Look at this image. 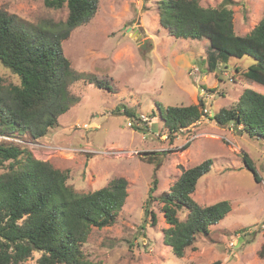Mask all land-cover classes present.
<instances>
[{
	"label": "rangeland",
	"instance_id": "obj_1",
	"mask_svg": "<svg viewBox=\"0 0 264 264\" xmlns=\"http://www.w3.org/2000/svg\"><path fill=\"white\" fill-rule=\"evenodd\" d=\"M222 1L200 3L218 6ZM228 6L234 11L239 34L250 32L264 16V0H234ZM0 8L35 25L68 16L66 5L49 8L43 0H0ZM62 47L72 67L85 76L71 86L79 101L46 135L33 139L16 130L0 134V143L28 148L35 157L69 170L68 183L79 192L93 191L114 177L128 180V196L117 220L92 228L82 246L86 255L106 264H264L259 254L264 244L260 229L264 224V137L241 133L242 125H219L210 116L235 106L246 88L264 93V85L245 76L256 60L229 56L209 69L212 49L206 42L171 35L160 24L158 0H97L93 18L74 28ZM0 76L5 83H20L1 60ZM96 79L112 89L98 86ZM201 98L207 109L203 117L175 138L168 137L157 104L189 105ZM123 107L137 116L128 115ZM154 150H170L161 154L158 169L143 159L145 152ZM246 155L258 179L246 167ZM207 158L213 159L212 168L199 179L192 197L200 204L227 199L232 209L210 226L208 235L198 234L183 257H177L164 243L163 232L169 224L159 196L170 191L183 169ZM5 170L0 168V173ZM155 175L156 199L150 200V207L156 221L152 214L145 221ZM179 216L186 218L187 211ZM40 256V251H34L21 264H38Z\"/></svg>",
	"mask_w": 264,
	"mask_h": 264
},
{
	"label": "trees",
	"instance_id": "obj_2",
	"mask_svg": "<svg viewBox=\"0 0 264 264\" xmlns=\"http://www.w3.org/2000/svg\"><path fill=\"white\" fill-rule=\"evenodd\" d=\"M233 1L203 6L200 0H158L160 24L176 38L206 42L212 49L207 60L211 70L229 56L253 57L256 62L248 67L245 76L264 85V16L250 32L239 34L234 11L228 6ZM43 2L55 9L66 5L67 18L46 19L35 25L0 8V60L20 78V83H5L0 76L1 135L19 130L33 139L40 138L56 127L59 117L80 99L71 86L85 76L72 67L62 42L74 28L93 18L97 0ZM96 83L112 89L103 80L96 79ZM157 106L168 137L173 139L201 119L205 102L201 98L189 105ZM123 108L128 115L137 116L133 109ZM212 118L219 125H242L241 133L264 137V93L246 88L235 106L221 108ZM169 151L145 152L143 159L157 164L158 169L161 154ZM244 163L258 179L247 155ZM212 165L213 159L207 158L183 169L170 191L159 196L169 224L163 232L164 243L177 257H183L198 234L208 235L210 226L223 220L232 209L227 199L200 204L192 197L199 179L210 172ZM0 168H6L0 173V264H21L34 251L41 252L38 264H106L91 260L82 246L93 227L102 228L117 220L128 196L125 177H114L107 185L79 192L68 183L69 170L35 157L28 148L5 142L0 143ZM157 185L155 175L146 201L145 221L151 214L152 221H156L150 200L156 199L153 194ZM182 210L187 211L184 219L179 216ZM259 254L264 258V244Z\"/></svg>",
	"mask_w": 264,
	"mask_h": 264
},
{
	"label": "built area",
	"instance_id": "obj_3",
	"mask_svg": "<svg viewBox=\"0 0 264 264\" xmlns=\"http://www.w3.org/2000/svg\"><path fill=\"white\" fill-rule=\"evenodd\" d=\"M203 111H204V114H205V113L207 112V109L204 107V108H203ZM210 114H211L210 116L213 117L216 113H213V112H212V113H210ZM202 117H203V116H202ZM260 229H261V230H264V224L261 225ZM250 231H253V230L251 229Z\"/></svg>",
	"mask_w": 264,
	"mask_h": 264
},
{
	"label": "water",
	"instance_id": "obj_4",
	"mask_svg": "<svg viewBox=\"0 0 264 264\" xmlns=\"http://www.w3.org/2000/svg\"><path fill=\"white\" fill-rule=\"evenodd\" d=\"M141 48H146V46L145 45H142Z\"/></svg>",
	"mask_w": 264,
	"mask_h": 264
}]
</instances>
